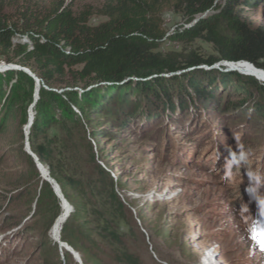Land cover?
Listing matches in <instances>:
<instances>
[{"label":"rangeland","instance_id":"obj_1","mask_svg":"<svg viewBox=\"0 0 264 264\" xmlns=\"http://www.w3.org/2000/svg\"><path fill=\"white\" fill-rule=\"evenodd\" d=\"M46 1L14 0L8 10ZM64 1L78 10L105 0ZM242 15L264 26V0H251ZM162 16L167 33L183 24L171 10ZM103 20L92 16L89 23ZM157 50L216 56L201 39L165 38ZM200 69L164 76L148 90L130 85L121 95L110 92L105 112L84 106L78 113L84 133L52 123L46 133L54 139L52 154L41 163L42 174L28 153L26 124L35 91L38 99L40 87L51 88L39 82L36 89L15 69L0 70V264H200L213 253L210 264H264L250 233L254 224L264 228V214L246 191V171L241 167L227 180L223 173L229 155L243 146L247 168L264 177V79ZM188 79L212 95L198 96ZM46 174L62 194L61 182L69 205H61ZM258 194L264 197V185Z\"/></svg>","mask_w":264,"mask_h":264},{"label":"trees","instance_id":"obj_2","mask_svg":"<svg viewBox=\"0 0 264 264\" xmlns=\"http://www.w3.org/2000/svg\"><path fill=\"white\" fill-rule=\"evenodd\" d=\"M13 4L14 0L11 4L10 0H0V61L27 68L51 88L40 87L28 127L30 149L40 163L52 154L54 139L46 136L49 126L69 123L84 133L78 113L84 106L94 113L107 111L105 99L110 92L121 95L130 85L148 90L164 79L163 74L190 67L201 71L196 67L219 60L247 61L264 70V26L253 25L242 15L251 0H105L99 6L85 5L78 10L64 0H48L24 3L10 12L8 7ZM165 10L183 20L170 33L165 30ZM92 16L105 20L91 25ZM165 38L183 44L201 39L212 45L216 56L161 53L157 49ZM14 73L33 84L25 72ZM188 81L198 96L205 99L212 95L199 82ZM59 86L68 89L62 93L52 90ZM3 96L0 84V101ZM50 172L54 173L53 169ZM66 178L69 185L74 184L71 177ZM41 182L49 187L46 181ZM60 186L65 196L61 182ZM103 191L101 188L93 194ZM69 213L66 222L77 209ZM67 238L66 234L61 236L62 240ZM124 259L131 262L130 255Z\"/></svg>","mask_w":264,"mask_h":264},{"label":"clouds","instance_id":"obj_3","mask_svg":"<svg viewBox=\"0 0 264 264\" xmlns=\"http://www.w3.org/2000/svg\"><path fill=\"white\" fill-rule=\"evenodd\" d=\"M248 163V153L243 146L234 151L229 158L226 160L223 166V173L227 172L229 175L225 176V179H229L230 175L238 173L243 167L246 171L247 178L249 180V186L246 191L257 201L259 206V211L264 214V197L258 194V188L264 185V177H261L255 171L247 168ZM251 239L255 244L258 245L261 251H264V228L257 225H253L250 229ZM215 255L205 256L201 258L200 264H210L211 260H214Z\"/></svg>","mask_w":264,"mask_h":264},{"label":"water","instance_id":"obj_4","mask_svg":"<svg viewBox=\"0 0 264 264\" xmlns=\"http://www.w3.org/2000/svg\"><path fill=\"white\" fill-rule=\"evenodd\" d=\"M222 62H232V61H226V60H219V61H216L214 62L213 64L211 65H205V64H202V65H199L197 66L196 68H205L207 70H212L214 68H217L219 69L220 71H232V70H227V69H222V67L220 66V64H222ZM251 64V63H250ZM253 65V64H252ZM6 68L7 69H15V70H20V71H23L25 72L28 76H30L34 81H35V85L37 87H39V82L40 80L30 71L28 70L27 68H24V67H21V66H18V65H14V64H6ZM191 69L195 68V67H190ZM263 72L264 70L261 69ZM181 72L184 71L183 70H180ZM179 71H176V72H169V73H166V74H163L162 76H168V75H175L176 73H178ZM123 82V81H122ZM121 82V83H122ZM37 100V91H35V95H34V98H33V102L31 103L30 105V108L34 105L35 101ZM32 118H33V115L31 116L30 119H27V127L30 126V124L32 123ZM28 153L32 156V158L34 159V162L36 164V166L38 167L39 171L41 172V169L43 168L41 163L38 161V159L36 158V156L28 150ZM42 174V172H41ZM43 178H45L47 181H49L51 184H52V187H53V190L55 192V194L57 195V197L61 200H63V196L61 194V191L58 187V185L54 182V180L52 178H50L48 175L47 177H45L44 175H42ZM61 246H67L65 243H62Z\"/></svg>","mask_w":264,"mask_h":264},{"label":"bare ground","instance_id":"obj_5","mask_svg":"<svg viewBox=\"0 0 264 264\" xmlns=\"http://www.w3.org/2000/svg\"><path fill=\"white\" fill-rule=\"evenodd\" d=\"M0 64H2L0 66V70L7 69L6 68V64H4V63H0ZM226 64H227V67L225 66V69H227V70H232V71H236L237 70V71H240L241 73L254 75V76H257L259 78H263L264 79V72L260 68L255 67L254 65L250 64L247 61L222 62V64H220V66L226 65ZM36 89H37V86H36ZM26 129H28L27 125H26ZM61 205L67 206L69 204L66 201V199L63 198V200L61 202ZM69 208L71 209L70 206H69ZM67 215H68V213H67ZM53 230H54V228H53ZM63 247H65L66 249L72 250L68 245L67 246H63Z\"/></svg>","mask_w":264,"mask_h":264}]
</instances>
